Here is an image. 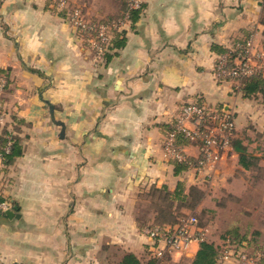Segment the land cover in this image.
<instances>
[{
    "label": "crops",
    "instance_id": "0c3cea01",
    "mask_svg": "<svg viewBox=\"0 0 264 264\" xmlns=\"http://www.w3.org/2000/svg\"><path fill=\"white\" fill-rule=\"evenodd\" d=\"M65 17L53 0H0V71L10 81L3 134L13 133L22 151L0 175L14 213L0 214L1 264H103L110 245L141 260L152 255L144 230L154 223L137 218L142 194L196 187L204 210L219 190L227 199L218 207L229 211L252 194L264 159L247 170L229 150L203 188L193 169L175 172L163 139L184 103L247 114L251 100L214 68L247 37L264 50V0H142L120 45L97 63ZM183 147L198 158L197 146ZM261 199L235 212L256 214ZM198 249L192 242V257Z\"/></svg>",
    "mask_w": 264,
    "mask_h": 264
},
{
    "label": "rangeland",
    "instance_id": "374dc122",
    "mask_svg": "<svg viewBox=\"0 0 264 264\" xmlns=\"http://www.w3.org/2000/svg\"><path fill=\"white\" fill-rule=\"evenodd\" d=\"M68 3L67 9H59L61 11H66V14L69 13L70 9L78 8L82 11L84 18L88 21L96 22L108 19L110 17H118L121 13V1L120 0H87L89 2L88 7H84L82 5H71L69 0H66ZM85 2V1H84ZM86 3V2H85ZM117 5L116 7H113V4ZM126 24V26H128ZM124 27V29L126 28ZM124 29L122 31H124ZM118 32V33H115ZM121 35L119 31H114L112 35L110 36V42L105 47L106 51L104 54L97 58L92 51V48L90 45L86 44L82 36V41L86 44L87 50L91 53L92 60L97 63L101 61H105L106 54L111 50L113 47L112 41H115V37L117 35ZM252 40L253 49L254 52L251 54V59L253 60L252 63H256L255 59H257L256 53H262L263 57L259 62H262L259 64L258 67H260L261 64H263L264 61V50L258 49L255 42ZM236 44L233 43V45L229 48V51L233 52L235 51L234 46ZM108 50V51H107ZM215 74V70H214ZM216 79L218 80H226L218 78L215 74ZM234 81V80H233ZM4 92L0 93V98L2 97ZM251 102H249V106H246L247 114L245 116H240L239 119L237 117L235 118V111H228L224 110L223 106L221 108H218L224 115H227L234 120L235 125V131L238 138L243 140V143L247 145L249 148V153H252L251 155H255V157H259L260 159H264V104L261 103L258 99H250ZM188 104H194L191 102L184 103L180 105L177 110L174 112L173 117L177 116L180 112L181 108ZM206 107V106H202ZM211 110H216L214 107H206ZM245 110V107H244ZM248 115V116H247ZM173 120L171 124L173 125ZM5 117H4V108L0 107V131L1 135H3V128L5 126ZM191 126V125H187ZM7 138V137H6ZM166 136L163 139V147L164 142L166 141ZM164 150V148H163ZM229 152V148L227 151L222 152L219 159L213 163L211 166H207L205 168H193L191 164V169L195 172L196 175V182L199 183L200 186L205 188L209 184V180H212L214 178L215 170L218 168L217 166L223 161V159L227 156V153ZM165 157L170 159V156L167 155L164 151ZM198 155H199V149H198ZM257 160V158H256ZM4 166L1 165L0 169H3ZM255 168V167H254ZM256 170V169H254ZM264 173H260L258 176H262ZM4 178L0 177V203H3L2 207L9 208V202L8 199L5 197L6 192V182L3 181ZM204 183L202 185V183ZM254 190L252 194L247 197V199H244L243 202H238L233 207V205L230 203V206L233 207L230 211L228 210L227 206L222 207L224 204V201L227 199V197H223L219 190H212V196H214L212 203L207 205L206 208L203 210L202 208H198L199 205L196 207V209H191V200L188 203H181L179 200H173L168 201L166 197L164 196V193H151V190L146 192V194H142L141 198L139 200V205L137 207V218L143 220L147 219L148 217H153V225L154 226H166L169 225L170 222H178L181 218H184L189 215H194L197 220V229L199 231H204V238L205 241H220V246H218V249L221 251H230V253H238V252H252L256 251L258 249L264 248V206L258 207L260 212L258 211L256 214H245V213H236L237 210L240 208L245 207L246 209L250 210L253 209L255 206H259V203L262 201V197H264V180L256 182L255 187H253ZM2 189H5L3 191ZM3 191V193H2ZM211 196V197H212ZM198 194L193 195L192 201L194 199H197ZM205 196L203 197V199ZM201 200V202L203 201ZM219 201V203H218ZM172 202V206H171ZM200 202V204H201ZM264 202V201H263ZM223 204L221 207H218V205ZM212 205L214 207L213 210L219 211V213L212 214L210 212V208H212ZM216 208V209H215ZM224 208V209H223ZM156 209H160L161 212H157ZM227 210V211H225ZM236 211V212H235ZM172 213L169 214V213ZM2 213V210H0V214ZM155 214V216H154ZM239 225V231L237 234L234 233L233 225ZM241 228V229H240ZM248 237L247 239L246 236ZM245 236V238H243ZM245 239V240H244ZM153 241V240H152ZM243 241H247L248 244H242ZM200 244L199 241H195ZM162 246V245H161ZM125 252L123 250L119 249L117 246H105L104 250L102 251V258H103V264H111L115 263L116 261L120 260L122 258V255ZM152 255L141 259L143 263H146L147 261L151 260L153 257H157L158 264H192L193 257L190 253V247L187 252L180 254L176 253H169L164 252L163 249L153 241L152 245V251L150 252ZM190 253V254H188ZM188 254V255H187ZM179 255V256H178ZM220 262H227L228 264H233V257H229L225 261ZM219 262V263H220Z\"/></svg>",
    "mask_w": 264,
    "mask_h": 264
},
{
    "label": "built area",
    "instance_id": "2783aa9c",
    "mask_svg": "<svg viewBox=\"0 0 264 264\" xmlns=\"http://www.w3.org/2000/svg\"><path fill=\"white\" fill-rule=\"evenodd\" d=\"M53 1L62 10L69 7L66 0ZM141 6L142 0H129L127 9L121 18L96 22L88 21L80 9L73 8L66 14L67 22L83 34L84 42L90 45L94 55L100 58L106 51L105 47L109 44L112 33L122 31L129 23L130 12L141 9ZM237 50L238 54L231 67L226 64L228 53L220 56L214 68L218 78L239 80L254 73L264 74V61L258 67L262 63L259 62L263 57L262 53H256L258 60L255 59L256 63H252L251 54L255 49H253L251 39H248L245 45L238 43ZM6 83L5 77L0 75V93L3 92ZM172 120L174 121L173 129L166 135L163 147L171 160L187 161L188 157L185 155L183 147L186 144L177 143L179 136L186 139L188 144L195 145L199 149L196 164L192 165L193 168L200 169L211 166L219 159L222 152L227 151L228 148L230 150V140L235 136L234 120L221 111L211 110L197 104H188L182 107ZM188 124L191 126H187ZM7 140L4 151L0 152V166H4L6 155L10 152L11 140L9 137ZM2 205L3 203H0V210L5 212L8 208L4 209ZM197 223V218L194 215H189L181 218L175 225L149 226L144 230V234L156 242L164 252L181 255L189 250L192 242L205 241L204 231L197 229ZM229 257H233V264H264V248L234 254L227 250H219L218 261H225Z\"/></svg>",
    "mask_w": 264,
    "mask_h": 264
},
{
    "label": "trees",
    "instance_id": "16d2710c",
    "mask_svg": "<svg viewBox=\"0 0 264 264\" xmlns=\"http://www.w3.org/2000/svg\"><path fill=\"white\" fill-rule=\"evenodd\" d=\"M121 2V10L122 13L118 17H110L105 20L109 19H118L121 18L123 13L127 9V4L129 0H120ZM56 3V2H55ZM142 9V6H141ZM139 10H134L131 11L129 14V23L134 22L139 14ZM63 14L66 16L67 20V15L66 11H62ZM101 20V21H105ZM79 32V31H78ZM123 31H119L121 34ZM81 34V32H79ZM118 33V32H115ZM249 37H247L245 40H240L239 42L236 43L234 46V53L229 51V50H223L224 52H221L220 55H223L225 53H228V57L226 58V64L228 67H231L233 65V60L238 54L237 50V44H243L245 45ZM251 39V38H250ZM114 45L116 44L117 46L120 45L122 42V39L119 38V34L115 37V41H112ZM219 55V56H220ZM0 75L4 76L7 83L4 87L3 92H5L8 87H9V79H8V74L5 71H0ZM226 80H232V79H226ZM233 81V80H232ZM238 83V90L242 94L243 98L245 99H258L261 101L262 104H264V74L263 73H254L248 77L241 78L239 80H234ZM1 101V98H0ZM219 110V109H216ZM173 129V125H169V128L167 129V134ZM5 135H8V137L11 140V147H10V152L6 155V160L4 162V165H8L12 163L17 157L21 155V148L18 142L17 137L13 133L9 134H4L0 137V152L4 151V147L7 144V138H5ZM178 144L185 145L188 144V141L184 139L182 136H179L177 140ZM230 150L238 154V159H239V164L241 167L244 169L249 170L252 166H255L256 162V157L252 156L247 149V146L244 145L243 140L237 137L236 131H235V136L230 140ZM195 159L187 158L186 162H178L176 160H172V164L175 168V172L178 173L182 170H188L190 169V163L196 164ZM2 169H0V175H1ZM164 193V196L168 201H173V200H179L182 204L183 203H188L191 200V209L194 210L196 207L200 204L201 200L204 197V192L196 187H190L188 190L185 191V188L181 185H179L174 192L168 191L166 188L162 189H152L151 193ZM198 194L199 197L197 199H194L192 201L193 195ZM172 206V202H171ZM156 211L159 213L161 212L160 209H156ZM169 214L172 215L170 212ZM2 215L4 216V212H2ZM178 222H170L169 225H175ZM218 252L219 249L216 248L212 243L202 241L199 244V249L196 252V254L193 257L192 264H217L218 261ZM111 264H158V259L157 257H153L151 260L147 261L146 263H143L140 259L137 258L133 253H124L122 255V258L115 263Z\"/></svg>",
    "mask_w": 264,
    "mask_h": 264
},
{
    "label": "water",
    "instance_id": "95a60500",
    "mask_svg": "<svg viewBox=\"0 0 264 264\" xmlns=\"http://www.w3.org/2000/svg\"><path fill=\"white\" fill-rule=\"evenodd\" d=\"M5 214L10 218L14 216V213L10 210L5 211Z\"/></svg>",
    "mask_w": 264,
    "mask_h": 264
}]
</instances>
